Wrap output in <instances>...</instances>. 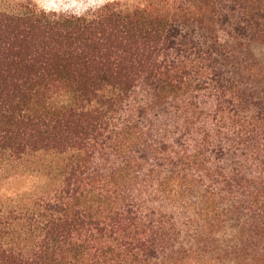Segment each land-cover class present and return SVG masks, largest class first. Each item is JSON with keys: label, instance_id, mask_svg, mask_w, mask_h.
I'll return each mask as SVG.
<instances>
[{"label": "trees", "instance_id": "16d2710c", "mask_svg": "<svg viewBox=\"0 0 264 264\" xmlns=\"http://www.w3.org/2000/svg\"><path fill=\"white\" fill-rule=\"evenodd\" d=\"M0 264H264V0H0Z\"/></svg>", "mask_w": 264, "mask_h": 264}, {"label": "rangeland", "instance_id": "374dc122", "mask_svg": "<svg viewBox=\"0 0 264 264\" xmlns=\"http://www.w3.org/2000/svg\"><path fill=\"white\" fill-rule=\"evenodd\" d=\"M104 0H36L39 6L46 9H64L78 11L82 10L84 7L92 4L103 2ZM35 183V180L23 176L18 183L12 184L10 191H20L24 192L27 188Z\"/></svg>", "mask_w": 264, "mask_h": 264}]
</instances>
